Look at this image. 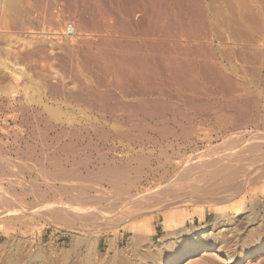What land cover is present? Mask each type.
Segmentation results:
<instances>
[{"label":"rangeland","instance_id":"rangeland-1","mask_svg":"<svg viewBox=\"0 0 264 264\" xmlns=\"http://www.w3.org/2000/svg\"><path fill=\"white\" fill-rule=\"evenodd\" d=\"M4 1L5 0H0V8L2 5V8L0 9V167L2 168L0 174L5 176V178L3 176L0 177V210L2 209L0 213H3V215L0 214V216H2L0 217V264H5V262L6 264H20L21 257L23 259L21 260L22 264H86V254L88 252H93L94 257H96L94 264H164L163 262L167 257L165 253L161 252L157 257L147 258L143 250L146 248H152L153 250V248L158 246L163 240L175 241L176 244H189V237L199 236V234H202L203 232H216L222 235L225 239L229 238L228 241L231 246L229 247V250L233 249L234 252H237V255L253 251L264 245V160L259 163H253L254 165L250 163L245 164V168H249L250 170L259 167L248 177L245 169L246 172H240L238 175L239 177L231 181L232 184H230V182H226L225 185L223 184L222 189L227 185L225 187L226 191L221 189L223 192L221 191L214 196L219 197L224 194V196L227 197L223 198L225 201L222 199L221 201L212 199L214 201L213 203L212 200L206 201L204 199L205 201H201L194 196L189 197L191 201L189 198L181 201V199H184L181 196V199H170V197H167L166 201L164 200L161 202L158 198L155 202H149V204L148 202L145 204L143 201L144 203L141 202L139 206L134 208L132 207L134 205H132V203L131 205H129L130 203L123 205L120 204L118 208H115L116 213L99 217L101 213L104 214L103 212H97L99 211V208H104L107 206V203L113 201L117 196L115 194L117 191H115V188L112 189L113 187L108 186L106 181L95 180L91 182V185L89 184L91 188L90 194L97 196V194L100 193L102 196L101 200L103 201L100 206H96L98 209H96L95 205H90L89 207V205L84 204V208L88 211L91 210L92 214H81V218L80 215L76 216L70 211L71 216L70 214L69 216L71 218H69L67 215L68 210L66 209L67 211H64H66L65 215L67 217L65 216L61 221V218L58 217V220L57 217L55 218L50 215L51 212L47 207L42 208V206L41 209L38 207L39 200L44 202L43 205L46 201L51 203L63 200L71 206H76L78 200H80L79 198L82 200L84 197L82 195L86 194V191H83V186L86 182L84 183V180L81 178L85 177L88 172L91 175H97V172L100 170L99 168L102 167H104L103 169L105 170H113L114 167H116V169H120L121 167L127 169L128 167L129 169L133 168V171L137 168H142L143 170H141L143 172L141 179L131 190L132 192L129 191L130 194L133 193V195H136V193L138 194L139 192L138 195L140 197L147 196L149 192L156 193L161 186H164L163 189L167 190V185L168 187H171L174 184L173 182H175L171 179L173 174L185 169L186 166L183 167L182 164L188 165L186 169H192V173L197 171L201 163L198 160L197 162L195 161V156L197 158L200 155H209L210 157L213 156V154L214 156L224 154L228 152L227 147L229 146L227 145L233 141H237V139L243 137L242 135L244 134L245 139H249V137L251 138L253 136L256 137L257 135L260 137L259 133H262L261 137L264 138V32L254 34L253 31L248 30L247 32L244 28L243 30L242 28H239L242 30L241 32L237 29L238 27H231V24L229 23V16H231V13H229L230 9L226 0L217 1L220 2L219 6L222 4L221 8L225 10H223V12L226 14L225 16L227 18H224V15L220 14L222 10L220 11V8H218L217 1H215L217 4L214 5L212 4L214 0H206L209 2V15L207 12V17L209 16L210 19L212 17V21H215V23L213 22L215 25L217 22L221 25L217 23L218 27L216 25V30L208 32L207 34L201 33V37L199 36L200 39L198 37L179 34L175 30H169V32L168 29L165 28V24L166 26H171L173 24L172 22H175L173 19H171L172 24H169L170 21L167 19L166 22L164 21V25V22L161 21L162 23H160L157 20L156 22L153 21L151 23L150 21L152 19L150 13H148L151 10V6H148V3L150 4L148 0L146 2H144L145 0H142V2L140 0H133V4L136 6H134L133 12L129 14H127V11L130 6L129 3L132 2L131 0L129 3H127V0H106L107 2H105V0H18L19 3L12 4L13 7L7 5L9 3L8 1H5L6 7L8 6L7 8L5 7ZM18 1L16 0V2ZM95 2H97V5ZM140 3L141 6H139ZM145 4L147 5L146 8ZM260 5H262V7ZM263 6L264 2L253 4L254 8H252L251 11L254 13V17H256L254 19L255 23L258 22L257 24H260L262 22L260 25L264 28V19H262L264 18L262 17L264 14L261 12L264 10ZM13 8H15L16 12ZM147 8L150 9L147 10ZM3 9H6V11L10 9L7 12L11 15ZM217 9L219 10L220 15L216 12ZM254 11L259 14L256 15ZM132 13L135 14L133 15ZM130 14L131 16L129 17ZM220 19L224 21L227 20L228 23ZM154 23L157 24V29H159V26H164V30L161 31V28V30L159 29V31H157L156 27L154 28ZM69 24H72L75 29V34L73 35L66 34V28ZM236 30L239 32H235ZM246 33L249 35L247 36ZM202 35H205V37ZM218 35L221 36L218 37ZM251 39L253 40L251 41ZM195 45L196 48L194 47ZM151 47L154 48L152 49ZM202 47L205 48L203 49ZM180 48L182 49L180 50ZM252 48L253 50L250 51ZM122 49H124V52ZM254 50L256 51L254 52ZM206 51H208V53H206ZM122 52L125 55L128 52L124 63L123 61H120L125 58V55H123L124 57H122L121 60L119 57L122 56ZM226 52H229L227 54L228 56L226 55ZM254 53L256 55H254ZM128 56L130 58H128ZM208 56H212L213 59ZM173 57L176 58L174 59ZM165 58H168V60ZM172 59L177 62L179 61L177 67L174 66L176 65V61L174 62V60L173 64L170 65ZM127 60H129L128 62L133 63L130 64ZM181 60H183V62ZM211 61H214V63ZM135 62H137V65ZM181 62L184 68L182 66V68L180 67ZM202 62V70L197 69L196 65H201ZM206 62H208V64ZM211 63L222 69L224 74H232L238 83H241L240 85L248 87L250 91L252 90V92H250L251 95H248L251 102L246 100L248 98L245 94H242L243 97L238 93H235V95L224 94V96L220 93V83L215 84V82L209 84L210 89L207 90H211V92L206 91L197 93V95L193 92L190 94V92H188L189 90H185V87L187 88L189 83H186L183 79L187 78V74L189 76V72H197V76L202 74V78H200L194 73L195 78L198 81L204 80V76L212 77L216 74H214L212 69H209L210 67L208 68L209 64V66L212 65ZM168 65L171 67H168ZM132 67H135L136 69H133ZM178 67L181 69L180 71L178 70L179 72L177 74L174 71H176ZM124 68L126 70H124ZM204 68L207 73L204 72ZM132 70L136 72L133 71V74H131ZM172 72L176 73L175 75L177 76L172 75ZM135 75L140 76L136 77ZM170 75L173 77L170 78ZM179 78H182V80H179ZM183 83H186L187 85ZM196 83L194 82V84ZM53 84H55L56 87L55 85L53 86ZM175 84L182 86L178 89L179 85L177 87ZM247 84H249V86ZM189 85L193 86L191 83ZM91 87L92 90L95 88V91H90ZM156 87H159V90H157ZM52 88L54 90H51ZM176 88L179 91L183 88V93L179 92ZM86 89H88V91H86ZM165 90L169 92L164 94ZM60 91L63 93L61 92V94ZM77 91L78 93L81 92V94H78ZM89 91L92 94H89ZM160 91L163 94L160 93ZM185 91L187 92L185 93ZM75 92L79 96L88 94L87 96L79 97L78 99V95ZM141 92H144L145 94ZM66 93L70 94L72 97L70 95H65ZM96 93L97 95H95ZM101 93L102 95L100 96L99 94ZM103 94H106L107 96H104ZM229 97L231 99H229ZM82 98H86V101H83ZM157 99L159 101H157ZM143 100L145 102H143ZM231 101H233V103ZM231 103L232 105L234 103L236 105L234 104L231 108L229 107ZM241 104L247 109H237ZM112 105H115L116 107ZM103 106L104 109H102ZM243 106H239L238 108ZM140 107L142 108L141 110ZM113 108L116 109L114 110ZM48 109L49 111L51 110L50 112L52 113H50ZM144 110L150 111L147 112ZM55 112L57 113L55 114ZM53 114H55V116ZM166 118H168V120ZM115 125L120 128H117ZM137 125H139V129L136 127ZM82 128L84 131L81 130ZM109 128L113 131L114 128L116 130L118 129L117 131H121L122 133L121 136H111L107 132L110 130ZM153 128H158L159 130H154ZM253 131H256L257 133H253ZM236 132L240 134L237 135ZM226 141H230V143L227 144ZM65 149L66 151H64ZM69 149L72 151L70 150V152ZM221 149H224L225 152H222L223 150ZM218 152H220V154H218ZM148 155L149 158H146ZM9 158H13L12 161ZM1 159H3V161ZM140 161L144 163L147 161V164H142ZM193 161L195 163H193ZM55 162H61L63 164L67 163L66 167L69 170H79L78 172H80L81 175L80 180L83 181L78 180L79 177L76 176L71 177V179H62V177L59 176L61 180L58 179V181H56L58 176H56L57 178L55 175L52 176L47 168L44 170L45 167H49L50 164L52 165ZM186 163H192V166ZM27 164H30V166L34 165V169L36 168L37 170L31 169L32 167L30 166L28 169ZM11 165L14 166L12 167ZM17 165L21 167L19 168ZM22 165H25V167H22ZM37 165L39 167H37ZM193 165L195 167H193ZM18 168L19 171H16ZM132 170H130V172ZM259 170L262 171V174ZM21 171L24 172L22 173ZM241 173L244 174L241 176ZM254 173H256L258 177L261 176L255 178L256 175ZM46 174L50 177L45 176ZM159 176H161V178ZM243 176H245V179H243ZM165 177L168 179L170 177L171 181H168ZM177 177L180 178V175ZM166 179L168 184L163 185V182H165ZM12 180H14V182ZM52 180L54 181V184ZM252 180L253 182H251ZM82 182L83 185L81 186ZM234 182H236L237 185ZM37 183L40 187L37 186ZM48 183H51L53 186L56 185L55 189H52L53 191L48 189L52 194L50 193V195L47 196V193L45 192V199L42 196L41 199L38 198L35 200L34 197L36 196L33 195L32 191L34 184V187L44 189L42 191H45V186ZM93 183L95 185H93ZM97 183L100 185L98 186ZM227 183H229L230 186H237L236 191L232 192L233 187H230ZM71 184L74 187L71 186ZM101 185H103V187ZM91 186L94 187L93 190ZM7 187H10V189ZM241 188L242 190H240ZM163 189L161 188V190ZM63 190L66 196L64 195V192L63 194L61 193ZM97 190H100V192ZM102 190L104 191L101 192ZM110 190L111 192H109ZM5 193L7 195H5ZM76 196L79 197L76 198ZM66 197H69L71 200ZM97 197H99V195ZM4 200H8L11 204L8 202L6 204ZM70 201H73L74 205ZM170 201L174 202L171 203ZM192 201L195 203H192ZM197 201L201 203H198ZM185 202L187 203L184 204ZM25 203L27 204L25 205ZM34 203H37V206H34ZM164 203L166 204L164 205ZM177 204H179V206ZM145 206L148 208H145ZM13 207L15 209L19 208V210L17 209V211L14 212L15 209ZM32 208L35 209L32 210ZM131 208L133 210H130ZM138 208L140 211L137 210ZM11 209L13 210L12 212ZM20 209H23L22 213ZM39 209L41 212L42 210H48V214L46 211L38 214L40 212ZM95 209L96 211H94ZM145 209L147 210L144 211ZM5 211H7V213H5ZM26 211H28V213ZM129 211H132V215L130 216L129 214L131 213ZM14 213L17 214L15 215ZM169 213L180 214L182 217L181 222L162 224L163 226L166 225V230L161 234L156 237L145 236V230L147 227L149 228L150 224L158 222V219L163 220L165 215ZM204 213H209L205 220L201 217ZM12 214L14 216H11ZM24 214L27 216H24ZM96 214L97 216H94ZM8 215H10L11 218ZM72 215L77 219H72ZM194 215H196V217H201V219L193 221ZM66 218L67 221L70 220V222L68 221V224H66ZM72 223H74L75 226ZM111 223L115 225H111ZM132 224L137 225L139 228L141 226V229L138 231L140 233L138 234L141 235L139 243L135 246L136 239L134 238L133 240V238H129L128 243L118 244L117 239L120 236V231ZM72 225L73 227H71ZM89 239L93 241L94 246L92 245L91 248L89 246V250H87L86 242H88ZM111 244H113V247H111ZM213 252V250H210L208 254L202 255L200 253L198 255L188 256L184 259L185 261L183 264H205L206 261L208 264H223L224 262L222 260L224 259V256H215L213 255ZM12 255L16 256L12 257ZM81 255L84 258H82ZM17 256H21L20 259ZM210 257L212 258L210 259ZM88 259L90 260V258ZM213 260L217 262H214ZM202 261H204V263ZM240 264H264V252L253 256L249 258V260L243 261Z\"/></svg>","mask_w":264,"mask_h":264},{"label":"bare ground","instance_id":"bare-ground-1","mask_svg":"<svg viewBox=\"0 0 264 264\" xmlns=\"http://www.w3.org/2000/svg\"><path fill=\"white\" fill-rule=\"evenodd\" d=\"M3 1V0H2ZM6 2L8 1V3L9 4H7V5H11V7H13V5L14 4H18L19 3V1L18 2H16V0H5ZM4 1V2H5ZM14 1H15V3H14ZM98 1V0H97ZM100 1V0H99ZM101 1H103V0H101ZM124 1H126V0H124ZM128 2L127 3H129V1L130 0H127ZM132 1V2H131ZM130 2L132 3H129L130 4V6L128 7V11H127V14H129V13H131V12H133V10H134V6H136V5H134L133 4V0H131ZM137 1V0H136ZM139 1V0H138ZM141 2H142V0H140ZM147 0H145L144 2H146ZM215 1H217V0H214V2ZM218 1H220V0H218ZM217 1V2H218ZM6 2L4 3L5 4V7H6ZM93 2V1H92ZM105 2H107L106 0H105ZM135 2V1H134ZM143 2V3H144ZM148 2H150V4L148 3ZM148 6L150 7L151 6V10L148 12V13H150V16H151V23L153 22V21H155L156 22V20L157 21H159L160 23H162V22H166L167 20H169L170 21V23L169 24H172L171 26H166V24H165V22L163 23V25L165 24V28H167L168 29V31L169 30H175L177 33H179V34H182V35H189V36H191V37H198L199 38V36L201 37V33H208V32H212V31H214V30H216L217 28H216V25H217V27H218V24L216 23V25L214 24L215 23V21H212L213 19H212V17H211V19L209 18V16L207 17V15H206V13L208 12V10H209V5H208V3L209 2H207L206 0H148ZM212 2V4H217V2ZM222 2V1H221ZM225 2V1H224ZM262 2H264V0H226V3H227V5H228V7H229V13H231L230 15L231 16H229L230 17V21H229V23L231 24V27L232 26H235V27H238L237 29L238 30H240L239 28H242V30H243V28L244 29H246L247 30V32H248V30L249 31H253L254 32V34L256 33H263L264 32V28L260 25V24H262V22L260 23V24H257L258 22H256L255 23V21H254V19L256 18V17H254V13L251 11L252 10V8H254L253 7V4H257V3H262ZM99 3V2H98ZM102 3V2H101ZM126 3V2H125ZM138 3V2H137ZM136 3V4H137ZM142 3V4H143ZM219 3L220 2H218V6H219ZM2 4H3V2H2ZM13 4V5H12ZM95 4L97 5V2H95ZM100 5V4H99ZM211 5V4H210ZM222 5V4H221ZM221 5L218 7V8H220V11L222 10V12H223V10L224 9H222L221 8ZM263 5V4H262ZM262 5H260L261 7H262ZM18 6V5H17ZM138 6V5H137ZM139 6H141V3H140V5ZM143 6V5H142ZM146 4H145V8H146ZM8 7V6H7ZM6 7V8H7ZM99 7H101V6H99ZM225 7V6H224ZM264 7V6H263ZM1 8H2V5H1ZM0 8V9H1ZM137 8V7H136ZM214 8V7H213ZM14 10H15V8H13ZM99 9H102V8H99ZM140 9H141V7H140ZM150 9V8H149ZM148 8H147V10H149ZM262 9V8H261ZM4 10V9H3ZM8 10H10V9H8ZM7 10V11H8ZM211 10H212V8H211ZM214 10H216V9H214ZM227 10H228V8H227ZM260 10V9H259ZM263 10V9H262ZM4 11H6V9L4 10ZM6 11V12H7ZM103 11V10H102ZM225 11V10H224ZM6 12H5V14H6ZM15 12H16V10H15ZM211 12V11H210ZM216 12H218V14H219V10L217 9V11ZM220 13V14H223L224 15V18H227L225 15L226 14H224V12L223 13ZM255 12V11H254ZM256 12H257V9H256ZM255 12V14L256 15H258L257 13ZM261 12H263V14H264V10L263 11H261ZM7 13H9V12H7ZM19 13V12H18ZM136 13V12H135ZM134 13V14H135ZM215 13V12H214ZM4 14V13H3ZM10 14V13H9ZM133 14V13H132ZM133 14V15H134ZM219 14V15H220ZM228 14V13H227ZM11 15V14H10ZM146 15V14H145ZM208 15H209V12H208ZM216 15V14H215ZM255 15V16H256ZM127 16V15H126ZM131 16V14L129 15V17ZM260 16V15H259ZM258 16V17H259ZM14 17H15V15H14ZM18 17V16H17ZM261 17V16H260ZM259 17V18H260ZM262 17H264V16H262ZM147 18V17H146ZM216 18V17H215ZM223 18V19H224ZM167 19V20H166ZM171 19H173L175 22H172L171 23ZM217 19V18H216ZM262 19H264V18H262ZM172 20V21H173ZM220 20H222V19H220ZM162 21V22H161ZM219 21V20H218ZM222 21H224V20H222ZM257 21H259V20H257ZM261 21V20H260ZM263 21V20H262ZM7 22V21H6ZM122 22H124V21H122ZM214 22V23H213ZM221 22V21H220ZM224 22H226V23H228L227 22V20H225ZM223 22V23H224ZM73 24H74V22H73ZM109 24V23H108ZM107 24V25H108ZM126 24V23H125ZM124 24V25H125ZM111 25V24H110ZM127 25V24H126ZM153 25H155L154 26V28L156 27V30L157 31H159V29L161 30V28H162V30L161 31H163L164 29H163V27L164 26H162V27H160L159 26V24H158V26H159V29H157L158 27H157V24L156 23H154ZM219 25H221V24H219ZM226 25V24H225ZM229 25V24H228ZM113 27V26H112ZM125 27V26H124ZM227 27H229V26H227ZM226 27V28H227ZM109 28V27H108ZM126 28V27H125ZM124 28V29H125ZM128 28V27H127ZM130 28V27H129ZM115 29H116V27H115ZM166 29V30H167ZM228 29V28H227ZM235 29V28H234ZM148 30V29H147ZM155 30V29H154ZM238 30H236L235 32H237ZM242 30H240L241 32H242ZM149 31V30H148ZM218 31V30H217ZM170 32V31H169ZM239 32V31H238ZM240 32V33H241ZM244 32H245V30H244ZM243 32V33H244ZM253 32H251V33H253ZM147 33V32H146ZM161 33V32H160ZM168 33V32H167ZM216 33V32H215ZM222 33V32H221ZM233 33V32H232ZM250 33V32H249ZM145 34V33H144ZM148 34V33H147ZM155 34V33H154ZM162 34V33H161ZM171 34H172V31H171ZM174 34V33H173ZM219 34V33H218ZM224 34V33H223ZM235 34V33H234ZM233 34V35H234ZM149 35V34H148ZM158 35V34H157ZM165 35H167V34H165ZM216 35H217V33H216ZM236 35V34H235ZM243 35V34H242ZM246 35H247V33H246ZM249 35V34H248ZM247 35V36H248ZM262 35V34H261ZM168 36V35H167ZM173 36V35H172ZM202 36H204L205 37V35H202ZM207 36V35H206ZM209 36H210V33H209ZM221 36V35H220ZM219 35H218V37H220ZM72 37V36H71ZM203 37V38H204ZM246 37V36H245ZM244 37V38H245ZM256 37V36H255ZM190 38V37H189ZM236 38V37H235ZM252 38V37H251ZM188 39V38H187ZM200 39V38H199ZM205 39V38H204ZM215 39H216V36H215ZM218 39H220V38H218ZM221 39H222V37H221ZM247 39V38H246ZM245 39V40H246ZM257 39V38H256ZM148 40V39H147ZM223 41H224V39H222ZM238 40V39H237ZM243 40V39H242ZM253 39H251V41H252ZM146 41V40H145ZM247 41V40H246ZM261 41V40H260ZM169 42V41H168ZM189 42V41H188ZM205 42V41H204ZM149 43V42H148ZM160 43V42H159ZM163 43H164V41H163ZM147 44V43H146ZM151 44V43H150ZM149 44V45H150ZM161 44H162V42H161ZM168 44V43H167ZM194 44V43H193ZM208 44V43H207ZM152 45V44H151ZM156 45V44H155ZM165 45V44H164ZM204 45V44H203ZM209 45V44H208ZM224 45V44H223ZM153 46V45H152ZM163 46V45H162ZM205 46V45H204ZM212 46V45H211ZM222 46V45H221ZM256 46V45H255ZM123 47V46H122ZM147 47V46H146ZM165 47V46H164ZM169 47V46H168ZM173 47H174V45H173ZM178 47V46H177ZM177 47H176V50H177ZM195 48H196V45L194 46ZM208 47V46H207ZM206 47V48H207ZM123 48H125V47H123ZM128 48V47H127ZM152 48V47H151ZM150 48V49H151ZM154 48V47H153ZM152 48V49H153ZM183 48V47H182ZM182 48H180V50L182 49ZM192 48V47H191ZM203 48V47H202ZM205 48V47H204ZM203 48V49H204ZM212 48H213V46H212ZM251 48V47H250ZM126 49V48H125ZM151 49V50H152ZM223 49V48H222ZM226 49V48H225ZM224 49V50H225ZM261 49V48H260ZM124 49H122V51H123ZM130 50H131V48H130ZM196 50V49H195ZM198 50V49H197ZM199 50H200V48H199ZM209 50V49H208ZM218 50V49H217ZM224 50H223V52H224ZM253 50V48L250 50V51H252ZM156 51V50H155ZM170 51V50H169ZM184 51V50H183ZM188 51V50H187ZM203 51H205V50H203ZM212 51H214V50H212ZM256 50H254V52H255ZM124 52V51H123ZM122 52V56H119L120 57V60H121V58L122 57H124L123 55H125L124 53ZM163 52V51H162ZM171 52V51H170ZM174 52H175V50H174ZM197 52H199V51H197ZM240 52V51H239ZM258 52V51H257ZM257 52H256V54H257ZM128 53V52H127ZM127 53H126V55H127ZM206 53H208V51H206ZM212 53V52H211ZM229 52H226V55L228 54ZM246 53V52H245ZM248 53V52H247ZM185 54V53H184ZM190 54V53H189ZM220 54V53H219ZM255 53H254V55H256ZM260 54V53H259ZM121 55V54H120ZM126 55H125V58L123 59V60H121L120 62H122L123 61V63H124V60L126 59ZM208 55V54H207ZM206 55V56H207ZM212 55V54H211ZM249 55V54H248ZM135 56V55H134ZM144 56V55H143ZM200 56H201V54H200ZM228 56V55H227ZM231 56V55H230ZM230 56H229V58H230ZM258 56V55H257ZM139 57V56H138ZM209 57V56H208ZM256 57V56H255ZM128 58H130L129 56H128ZM135 58V57H134ZM170 58V57H169ZM172 58V57H171ZM174 58V57H173ZM176 58V57H175ZM174 58V59H175ZM179 58V57H178ZM206 58V57H205ZM209 58H212V56H210ZM251 58V57H250ZM139 59V58H138ZM142 59V58H141ZM166 59V58H165ZM174 59H172V63H170V65L171 64H173V60ZM180 59V58H179ZM179 59H177V60H179ZM213 59V58H212ZM249 59V58H248ZM252 59V58H251ZM131 60V59H130ZM166 60H168V58L166 59ZM165 60V61H166ZM170 60V59H169ZM258 60V59H257ZM119 61V60H118ZM129 60H127V62H128ZM138 61V60H137ZM145 61V60H144ZM176 60H174V62H175ZM182 62H183V60H181ZM207 61V60H206ZM254 61V60H253ZM156 62H158V61H156ZM182 62L180 63L181 65H180V67L182 66L183 67V65H182ZM205 62V61H204ZM211 62H213L214 63V61H211ZM255 62H256V60H255ZM259 62V61H258ZM128 63H133V62H128ZM136 63V65H137V62H135ZM139 63V62H138ZM144 63V62H143ZM168 63V64H169ZM177 63H179V61L177 62L176 61V65H174V66H176L177 67ZM198 63V62H197ZM207 64H208V62H206ZM210 63V62H209ZM216 63V62H215ZM126 64V63H125ZM159 64V63H158ZM190 64V63H189ZM202 64H203V62L201 63V65H199V64H197L196 65V67H197V69H199V70H202L201 69V67H203L202 66ZM212 64V63H211ZM219 64V63H218ZM133 65V64H132ZM131 65V66H132ZM145 65H146V62H145ZM144 65V66H145ZM170 65H168V67L170 66ZM184 65H185V62H184ZM187 65V64H186ZM205 65V64H204ZM210 65V64H209ZM208 65V68L209 69H212V71L214 72V76H212V77H206V76H204L203 77V79L204 80H201V81H198L196 78H195V75H194V73H196V76L198 75V73L197 72H194V73H192V72H189V70H188V72H189V76H188V74H187V78H185V79H183V80H185V82L186 83H191V85H193L194 84V82L197 84H194L193 86H190L189 84L187 85L186 83H183V84H186L188 87L186 88L185 87V90H189L188 92H190V94H191V92H193V93H202V92H206V91H208L207 89H210V87H209V84L210 83H214L215 82V84L216 83H220V93H222L223 95L225 94H227V95H229V94H233V95H235V93H238V94H245V95H247L246 97L248 98V95H251V93L250 92H252V90L250 91V89L248 88V87H246V86H242V85H240L241 83H238V81L236 80V78H234V76H232V74L231 75H227V74H224L223 72H222V69H220L219 67H217L216 65H214V64H212V65H214V66H209ZM128 66H130V65H128ZM141 66V65H140ZM190 66V65H189ZM194 66H195V64H194ZM124 67V66H123ZM158 67V66H157ZM161 67H162V69H163V66H162V64H161ZM160 67V68H161ZM171 67V66H170ZM173 67V66H172ZM181 67V68H182ZM253 67V66H252ZM133 68V67H132ZM135 68V67H134ZM133 68V69H134ZM140 68H142V67H140ZM146 68V67H145ZM180 68V69H181ZM184 68V67H183ZM189 68V67H188ZM206 68V67H205ZM204 68V69H205ZM207 68V69H208ZM121 69V68H120ZM130 69V68H129ZM136 69V68H135ZM169 69V68H168ZM177 69V68H176ZM180 69H179V67H178V69L176 70V71H174V72H176L177 74H178V72L180 71ZM185 69H187V68H185ZM191 69V68H190ZM250 69V68H249ZM254 69V68H253ZM124 70H126L125 68H124ZM124 70H123V72H124ZM147 70H148V67H147ZM152 70V69H151ZM175 70V69H174ZM179 70V71H178ZM193 70V69H192ZM133 71L134 70H132V72H131V74H133ZM165 71V70H164ZM163 71V72H164ZM181 71H185V70H181ZM191 71V70H190ZM82 72V71H81ZM134 72H136V71H134ZM150 72H152V71H150ZM155 72V71H154ZM174 72H172L173 74L172 75H175L176 73H174ZM187 72V71H186ZM201 72V71H200ZM204 72H206V69H205V71ZM209 72V71H208ZM255 72H256V70H255ZM141 73V72H140ZM139 73V74H140ZM143 73V72H142ZM207 73V72H206ZM258 73V72H257ZM130 75V74H129ZM137 75V74H136ZM135 75V76H136ZM143 75H144V73H143ZM158 75V74H157ZM182 75V74H181ZM184 75V74H183ZM209 75V74H208ZM257 75V74H256ZM140 76V75H139ZM139 76H136V77H139ZM146 76V75H145ZM164 76V75H163ZM175 76H177V75H175ZM174 76V77H175ZM255 76V75H254ZM259 76V75H258ZM130 77V76H129ZM133 77H134V75H133ZM153 77V76H152ZM151 77V78H152ZM170 78L171 77H173V76H169ZM179 77V76H178ZM197 77H200V78H202V74H200L199 76H197ZM165 78V77H164ZM134 79V78H133ZM145 79V78H144ZM148 79H149V77H148ZM175 79V78H174ZM182 80V78H179V80ZM173 80V79H172ZM171 80V81H172ZM141 81H142V79H141ZM175 81H176V79H175ZM192 81H194V82H192ZM118 82H120V81H118ZM134 82H136V81H134ZM143 82V81H142ZM141 82V83H142ZM184 82V81H183ZM88 83V82H87ZM122 83V82H121ZM140 83V82H139ZM179 83H181V82H179ZM120 84V83H119ZM124 84H125V82H124ZM200 84V85H199ZM245 84V83H244ZM254 84V83H253ZM55 84H53V86H54ZM58 85V84H57ZM138 85V84H137ZM142 85V84H141ZM174 85V84H173ZM179 85V84H178ZM178 85H176L175 84V86H177L178 87ZM248 86H249V84H247ZM52 86V85H51ZM50 86V87H51ZM121 86H122V84H121ZM140 86V85H139ZM170 86V85H169ZM180 86H182V85H179V87H178V89L180 88ZM215 86V85H214ZM217 86V85H216ZM55 87H56V85H55ZM58 87V86H57ZM61 87V86H60ZM59 87V88H60ZM88 87V86H87ZM90 87V86H89ZM120 87V86H119ZM212 87V86H211ZM54 88V87H53ZM51 89V90H54V89ZM144 88V87H143ZM155 88V87H154ZM157 88V90H159L158 88L159 87H156ZM184 88V87H183ZM183 88H181V91H179L177 88V90L179 91V92H182L183 90ZM214 88H216V87H214ZM61 89V88H60ZM88 89H90V88H88ZM88 89H86V91H88ZM152 89V88H151ZM212 89H213V87H212ZM92 90V87H91V89H90V91ZM162 90V89H161ZM169 90V89H168ZM63 91V90H62ZM62 91H60V93L62 92ZM89 91V92H90ZM92 91H95V88L92 90ZM147 91V90H146ZM162 91H164V90H162ZM210 92H211V90H209ZM208 91V92H209ZM214 91V90H213ZM215 91H216V89H215ZM214 91V92H215ZM53 92V91H52ZM57 92V91H56ZM58 92H59V90H58ZM74 92V91H73ZM83 92H85V91H83ZM82 92V93H83ZM97 92V91H96ZM100 92V91H99ZM98 92V93H99ZM145 92V91H144ZM144 92H141V93H144ZM166 92H169V91H166L165 90V92H164V94L166 93ZM187 91H185V93H186ZM218 92V91H217ZM253 92H254V90H253ZM63 93V92H62ZM61 93V94H62ZM71 93V92H70ZM76 93V92H75ZM77 93H78V91H77ZM76 93V94H77ZM80 94H81V92H79ZM78 93V94H79ZM160 93H162L161 91H160ZM183 93V92H182ZM184 93V94H185ZM73 94V93H72ZM75 94V95H76ZM77 94V95H78ZM88 94V93H87ZM87 94L86 95H84V96H87ZM89 94H92L91 92L89 93ZM145 94V93H144ZM163 94V93H162ZM210 94V93H209ZM65 95H70V94H65ZM94 95V94H93ZM95 95H97V93L95 94ZM100 96L102 95V93L101 94H99ZM104 95V94H103ZM106 95V94H105ZM104 95V96H105ZM168 95H169V93H168ZM181 95V94H180ZM198 95V94H197ZM224 95V96H225ZM71 96V95H70ZM84 96H79L78 95V99H79V97L81 98V97H84ZM103 96V97H104ZM107 96V95H106ZM232 96V95H231ZM238 96H240V95H238ZM72 97V96H71ZM111 97V96H110ZM241 97H243V95L241 96ZM246 97H245V99H246ZM250 97V96H249ZM255 97V96H254ZM91 98V97H90ZM188 98V97H187ZM190 98V97H189ZM198 98V97H197ZM238 98V97H237ZM74 99V98H73ZM83 99V98H82ZM104 99V98H103ZM102 99V100H103ZM112 99V98H111ZM229 99H231L230 97H229ZM241 99V98H240ZM250 98H248V99H246L247 101L249 100ZM86 101V98H84L83 99V101ZM89 100V99H88ZM93 100H95V99H93ZM153 100V99H152ZM225 100V99H224ZM233 100V99H232ZM252 100V99H251ZM92 101V100H91ZM157 101H159L158 99H157ZM246 101V102H247ZM250 101V100H249ZM94 102V101H93ZM98 102V101H97ZM143 102H145L144 100H143ZM156 102V101H155ZM212 102V101H211ZM232 103H233V101H231ZM235 102V101H234ZM238 102V101H237ZM251 102V101H250ZM258 102V101H257ZM87 103V102H86ZM89 103V102H88ZM101 103V102H100ZM99 103V104H100ZM121 103V102H120ZM119 103V104H120ZM186 103H187V101H186ZM219 103V102H218ZM232 103H231V105H229V107H233V105L235 104H233L232 105ZM46 104V103H45ZM96 104H98V103H96ZM130 104H132V103H130ZM129 104V105H130ZM145 104V103H144ZM167 104V103H166ZM210 104V103H209ZM222 104V103H221ZM226 104H228V103H226ZM102 105V104H101ZM133 105V104H132ZM131 105V106H132ZM136 105V104H135ZM137 105H138V103H137ZM149 105V104H148ZM165 105V104H164ZM173 105V104H172ZM177 105V104H176ZM200 105V104H199ZM203 105H204V103H203ZM236 105V104H235ZM238 105V104H237ZM244 105H246V104H244ZM249 105V104H248ZM252 105V104H251ZM262 105V104H261ZM48 106V105H47ZM112 106H114V107H116L115 105H112ZM125 106V105H124ZM167 106H169V105H167ZM239 106H243L242 104L241 105H239ZM238 106V107H239ZM250 106V105H249ZM249 106H247V107H249ZM253 106V105H252ZM259 106V105H258ZM119 107V106H118ZM117 107V108H118ZM142 107V106H141ZM140 107V110L142 109ZM173 107V106H172ZM180 107V106H179ZM237 107V109H241V110H243L242 108H246L245 106H243V107H240V108H238ZM48 108H49V106H48ZM97 108V107H96ZM100 108V107H99ZM102 108V107H101ZM135 108V107H134ZM137 108V107H136ZM150 108V107H149ZM156 108V107H155ZM194 108V107H193ZM206 108V107H205ZM236 108V107H235ZM251 108V107H250ZM259 108V107H258ZM102 109H104V106H103V108ZM114 109V108H113ZM116 109V108H115ZM114 109V110H115ZM119 109V108H118ZM117 109V110H118ZM126 109V108H125ZM131 109H132V107H131ZM144 109V108H143ZM174 109V108H173ZM177 109H179V108H177ZM199 109V108H198ZM207 109V108H206ZM247 109V108H246ZM245 109V110H246ZM249 109V108H248ZM134 110V109H133ZM139 110V109H138ZM138 110H136V111H138ZM154 110V109H153ZM168 110V109H167ZM201 110H202V108H201ZM203 110H205V109H203ZM257 110V109H256ZM48 111H49V109H48ZM51 111V110H50ZM49 111V112H50ZM56 111H58V110H56ZM62 111V110H61ZM128 111V110H127ZM127 111H124V112H127ZM135 111V112H136ZM144 111H147V110H144ZM150 111V110H149ZM149 111H147V112H149ZM155 111V110H154ZM171 111V110H170ZM180 111V110H179ZM28 112V111H27ZM131 112V111H130ZM140 112V111H139ZM183 112V111H182ZM185 112V111H184ZM213 112H215V111H213ZM222 112V111H221ZM50 113H52V112H50ZM57 112H55V114H56ZM62 113H63V111H62ZM61 113V114H62ZM134 113V112H133ZM137 113V112H136ZM144 113V112H143ZM146 113V112H145ZM173 113V112H172ZM246 113V112H245ZM244 113V114H245ZM258 113V112H257ZM256 113V114H257ZM55 114H53L54 116H55ZM64 114V113H63ZM148 114V113H147ZM209 114V113H208ZM211 114V113H210ZM216 114H217V112H216ZM221 114V113H220ZM52 115V114H51ZM159 115V114H158ZM166 115V114H165ZM173 115V114H172ZM212 115V114H211ZM223 115V114H222ZM246 115H248V114H246ZM149 116H150V114H149ZM161 116V115H160ZM159 116V117H160ZM209 116V115H208ZM228 116V115H227ZM258 116V115H257ZM183 117H185V116H183ZM220 117V116H219ZM222 117H224V116H222ZM226 117V116H225ZM245 117V116H244ZM251 117V116H250ZM259 117V116H258ZM187 118V117H186ZM34 119H35V117H34ZM70 119V118H69ZM167 120H168V118H166ZM176 119V118H175ZM175 119H173V120H175ZM229 119V118H228ZM235 119V118H234ZM256 119V118H255ZM258 119V118H257ZM125 120V119H124ZM170 120V119H169ZM187 120V119H186ZM217 120V119H216ZM231 120V119H230ZM233 120V119H232ZM236 120V119H235ZM69 121V120H68ZM70 121H72V120H70ZM164 122V121H163ZM51 123V122H50ZM70 123V122H69ZM73 123V122H72ZM222 123V122H221ZM238 123V122H237ZM71 125V124H70ZM116 125H119V124H116ZM115 125V126H116ZM222 125V124H221ZM235 125V124H234ZM238 125V124H237ZM52 126V125H51ZM75 126V125H74ZM113 126V125H112ZM127 126V125H126ZM138 126L139 125H137L136 127L138 128ZM73 127V126H72ZM117 127V126H116ZM45 128V127H44ZM95 128H99V127H95ZM101 128V127H100ZM113 128V127H112ZM117 128H120V127H117ZM131 128V127H130ZM68 129V128H67ZM110 129V128H109ZM134 129H135V127H134ZM139 129V128H138ZM147 129H149V128H147ZM154 129V128H153ZM157 130H159L158 128H156ZM156 129H154V130H156ZM161 129V128H160ZM188 129V128H187ZM70 130V129H69ZM82 131H84L83 130V128L81 129ZM96 130V129H95ZM102 130V129H101ZM118 130V129H117ZM115 128H114V131L113 130H109V131H107L111 136H114V137H118V136H121V131L119 132V131H117ZM120 130V129H119ZM145 130V129H144ZM163 130V129H162ZM161 130V131H162ZM251 130V129H250ZM97 131V130H96ZM174 131V130H173ZM79 132V131H78ZM160 132V131H159ZM165 132V131H164ZM256 131H253V133H255ZM62 133V132H61ZM71 133V132H70ZM105 133H106V131H105ZM105 133H103V134H105ZM251 133V132H250ZM257 133V132H256ZM102 134V133H101ZM236 134L237 135H239L237 132H236ZM235 134V135H236ZM242 134H244V133H242ZM241 134V135H242ZM248 134V133H247ZM260 134V137H259V135H257L256 137H249V139H245L244 138V135H242L243 137H238L239 139H237V141H233V142H231L230 143V141L229 142H227V144L228 143H230L229 145H227L226 143V145L227 146H229V147H227L228 148V152H226V153H224V154H220V152H218V154H220L219 156H217V155H215L214 156V154H213V156H210L209 157V155H200L199 157H197L196 158V156H195V161L197 162V160L201 163L200 164V167L197 169V171H195V172H191V170H189V169H186L187 168V166L188 165H183L182 164V166L183 167H185V169H183V170H181V171H179V172H176L175 174H173V176L171 177V179H173L175 182H173L174 184L171 186V187H168V185H167V190H164L163 189V187L164 186H161V188L163 189V190H161V188L159 189V190H157V194L155 193V192H149V194L147 195V194H144V195H147V196H143V197H140L138 194H139V192H138V194L136 193V195H133V193L132 194H130V192L129 191H131L134 187H135V185H136V183L137 182H139V180L141 179V176H142V170L141 169H139V168H137V169H135V171H133L132 169V165H130V166H132V167H130V168H132V169H129L128 167H127V169L126 168H122L121 166V168L120 169H116V167H114V169L113 170H109V169H103L104 167H102V168H99L100 170L97 172V175H91L89 172L87 173V175L85 176V177H80L81 175H80V172H78L76 169H71V170H69L66 166H67V163H65V164H63V163H61V162H55L54 164H50V166L49 167H45V166H47V165H45L44 167H45V169L44 170H46V168H47V170L48 171H50L49 173H51L52 174V176L53 175H55V177L56 176H58V178H57V180L56 181H58V179L59 180H61V178H59V176L60 177H62V179L63 178H70L71 179V177H79V179L78 180H80V178L81 179H83V180H80V181H83L84 183L86 182V184L83 186L84 188H83V191H86V194H84V195H82V192H81V195L82 196H84L83 197V199L81 200V198H79L80 200H78V204H76V206H71L69 203L67 204V202L65 201H55V202H45V206L43 205V201L42 200H39L38 202V207L41 209V207L42 208H45V207H47L48 208V210H50V215H52L53 217H57V219H58V217L59 218H61L60 220L62 221L63 219L62 218H64L66 215H65V213H66V211L68 210V213H67V215L69 216V214H70V216H71V213H70V211H72L73 212V214L74 215H76V216H78V215H80L81 216V214H83V215H85L84 213H91V210L90 211H88V210H86V208H84V204H86V205H89V207H90V205H95V207L96 206H100L101 205V203H102V201L103 200H101V198H102V196H101V194L99 193V194H97V196L99 195V197H97V196H95V195H91L90 194V185H91V182L92 181H95V180H104V181H106L107 182V184H108V186H110V187H113L112 189H114L115 188V191H117V193L115 192V194L117 195L114 199H113V201H110L109 203H107V206H105L104 208H99V211H97V212H103L104 214H102L101 213V215L99 216V217H101V216H103V215H108V214H114V213H116V210H115V208H118V206L120 205V204H126V203H130L129 205H131V203H132V207L134 208V207H137V206H139L140 205V203L141 202H145V204L148 202V204H149V202L150 203H153V202H155L156 201V199H160V201L161 202H163L164 200L166 201L167 200V197H170V199L171 198H179V199H181V196H182V198H184V199H181V201L182 200H187L189 197H192V196H194L195 198H199L198 200H208V201H211L212 199L213 200H218V201H221V199L223 200V201H225V199H223V198H227L226 196H224V194L223 195H220L219 197H216V196H214L215 194H217V193H219V192H221L223 189H224V191H226L225 190V187L227 186H225V187H223V189H222V186H223V184L225 185V183L226 182H230V184H232L231 183V181H233V180H235L237 177H239L238 175H239V173L240 172H246V174H248L247 175V177L251 174V173H253L254 172V170H257V168H259V167H257V168H251L252 170H250L249 168L248 169H246L245 168V164H248V163H250V164H255L256 162L257 163H259L260 161H262V160H264V138L263 137H261V134L262 133H259ZM73 135V134H72ZM162 135V134H161ZM160 135V136H161ZM231 135V134H230ZM233 135V134H232ZM264 135V134H263ZM62 136V135H61ZM128 136V135H127ZM129 136H130V134H129ZM234 136V135H233ZM58 137V136H57ZM65 137V136H64ZM232 137V136H231ZM132 138V137H131ZM236 138V137H235ZM44 139V138H43ZM57 139V138H56ZM59 139V138H58ZM63 139V138H62ZM68 139V138H67ZM66 140V139H65ZM71 140V139H70ZM224 140V139H223ZM236 140V139H235ZM27 141V140H26ZM62 141V140H61ZM60 141V142H61ZM68 142V141H67ZM66 142V143H67ZM62 145V144H61ZM213 145H215V144H213ZM218 145V144H217ZM211 146V145H210ZM61 147V146H60ZM25 148V147H24ZM65 148V147H64ZM76 148V147H75ZM21 149V148H20ZM33 149V148H32ZM72 149V148H71ZM71 149H69V151L71 150ZM22 150V149H21ZM76 150V149H75ZM165 150V149H164ZM211 150V149H210ZM221 150H223L222 152H225V150L224 149H221ZM64 151H66V149L64 150ZM67 151H68V149H67ZM72 151V150H71ZM70 151V152H71ZM12 152V151H11ZM75 152V151H74ZM73 152V153H74ZM197 152V151H196ZM221 152V153H222ZM63 153V152H62ZM212 153V152H211ZM210 153V154H211ZM215 153V152H214ZM206 154V153H205ZM192 155V154H191ZM31 156V155H30ZM139 156V155H138ZM142 156V155H141ZM141 156H140V158H141ZM152 156V155H151ZM22 157V156H21ZM32 157V156H31ZM144 157H145V155H144ZM2 158V157H1ZM30 158V157H29ZM146 158H149V155L146 157ZM145 158V159H146ZM4 159V158H3ZM3 159H1L2 161H3ZM9 159H11V158H9ZM13 159V158H12ZM12 159H11V161H12ZM135 159H136V157H135ZM201 159V160H200ZM139 160V159H138ZM193 160V159H192ZM10 161V160H9ZM8 161V162H9ZM18 161V160H17ZM95 161V160H94ZM143 161H144V158H143ZM147 161H148V159H147ZM146 161V162H147ZM186 161V160H185ZM188 161V160H187ZM1 162V161H0ZM24 162V161H23ZM141 162V161H140ZM144 163V162H141L142 164L144 163V164H147V163ZM4 163V162H3ZM7 163V162H6ZM5 163V164H6ZM11 163H13V162H11ZM15 163V162H14ZM26 163V162H25ZM193 163H195L194 161H193ZM19 164V163H18ZM186 164H190V163H186ZM192 164V163H191ZM190 164V166H192ZM253 164V165H254ZM4 165V164H3ZM36 165V164H35ZM124 165V164H123ZM12 166V165H11ZM14 166V165H13ZM12 166V167H13ZM16 166V165H15ZM18 167H19V165H17ZM27 166H28V169H29V166H30V164L28 165L27 164ZM34 166V165H33ZM32 165L30 166V167H32L31 169H34V167H33ZM125 166V165H124ZM189 166V167H190ZM256 166V165H255ZM21 167V166H20ZM19 167V168H20ZM22 167H25V165H22ZM37 167H39L38 165H37ZM42 167V166H41ZM43 167V168H44ZM110 167V166H109ZM112 167V166H111ZM136 167H137V164H136ZM139 167V166H138ZM179 167V166H178ZM188 167V168H189ZM193 167H195L194 165H193ZM247 167V166H246ZM19 168H18V170H16V171H19ZM106 168V167H105ZM163 168V167H162ZM197 168V167H196ZM261 168V167H260ZM1 167H0V172H1ZM14 169H15V167H14ZM13 169V170H14ZM28 169H26V170H28ZM30 169V170H31ZM36 169V168H35ZM34 169V170H35ZM42 169V168H41ZM92 169V168H91ZM129 169V170H128ZM177 169V168H176ZM181 169V168H180ZM245 169H246V171H245ZM263 169V168H262ZM37 170V169H36ZM40 170V169H39ZM130 170H132L131 172H130ZM167 170V169H166ZM264 170V169H263ZM4 171V170H3ZM32 171V170H31ZM260 171V170H259ZM22 172V171H21ZM24 172V171H23ZM22 172V173H23ZM39 172H41V171H39ZM95 172V171H94ZM257 172V171H256ZM261 172V174H262V171H260ZM259 172V173H260ZM243 173V174H244ZM39 174V173H38ZM93 174V173H92ZM95 174H96V172H95ZM242 173H241V176L243 175ZM246 174H245V176H246ZM255 175H256V173H254ZM180 175V178L179 177H177V176H179ZM258 175H260V174H258ZM3 175L2 174H0V177H2ZM45 176H47V174L45 175ZM44 176V177H45ZM49 176V175H48ZM47 176V177H48ZM162 176V175H161ZM161 176H159L160 178H161ZM245 176H243V179H245L244 177ZM261 176V175H260ZM259 176V177H260ZM263 176V175H262ZM4 178H5V176H3ZM11 177V176H10ZM15 177V176H14ZM42 177V176H41ZM50 177V176H49ZM256 177H258L257 175L255 176V178ZM258 177V178H259ZM13 178V177H12ZM46 178V177H45ZM56 178H54V179H56ZM165 178H167V177H165ZM242 178V177H241ZM251 178H252V176H251ZM20 179H21V177H20ZM51 179V178H50ZM49 179V180H50ZM77 179V178H76ZM163 179V178H162ZM168 179V178H167ZM167 179H166V181L165 182H163V185H166V184H168V181H171L170 180V177H169V179H168V181H167ZM253 179V178H252ZM10 180V179H9ZM47 180V179H46ZM160 180V179H159ZM250 180V179H249ZM248 180V181H249ZM255 180V179H254ZM6 181H7V179H6ZM13 182H14V180H12ZM11 181V182H12ZM51 181V180H50ZM49 181V182H50ZM53 181V180H52ZM239 181V180H238ZM255 181H257V180H255ZM30 182V181H29ZM46 182V181H45ZM44 182V183H45ZM48 182V181H47ZM83 182H82V184H81V186L83 185ZM142 182V181H141ZM162 182V181H161ZM237 182V181H236ZM236 182H234V183H236ZM240 182V181H239ZM250 182V181H249ZM251 182H253V180L251 181ZM259 182V181H258ZM1 183V182H0ZM4 183V182H3ZM6 183V182H5ZM60 183H61V181H60ZM63 183H64V180H63ZM65 183H67V182H65ZM79 183H81V182H79ZM95 183V182H94ZM93 183V185H95ZM99 183V182H98ZM97 183V184H98ZM160 183V182H159ZM158 183V184H159ZM241 183H242V180H241ZM9 184V183H8ZM11 184V183H10ZM13 184V183H12ZM53 184H54V181H53ZM90 184V185H89ZM105 184V183H104ZM160 184H162V183H160ZM228 185H229V183H227ZM238 184H240V183H238ZM18 185H19V183H18ZM33 185V184H32ZM63 185V184H62ZM70 185V184H69ZM74 185H76V184H74ZM100 184H98V186H99ZM236 185H237V183H236ZM241 185V184H240ZM5 186H6V184H5ZM15 186H16V183H15ZM34 186H35V184H34ZM33 186V188H32V191H33V195L34 196H36V197H34L35 198V200L36 199H41V197L43 196H46V195H44V193L46 192L47 193V196L48 195H50V191L49 190H54L55 189V186L56 185H52L51 183H48L46 186H45V191H42V190H44V189H40V188H36V187H34ZM37 186H39L38 185V183H37ZM71 186H73L72 184H71ZM80 186V185H79ZM97 186V185H96ZM97 186V187H98ZM102 187H103V185H101ZM100 186V187H101ZM107 186V187H108ZM154 186H155V184H154ZM230 186V185H229ZM232 186V185H231ZM230 186V187H231ZM244 186V185H243ZM242 186V187H243ZM22 187H24V186H22ZM40 187V186H39ZM74 187V186H73ZM92 187V186H91ZM158 187V186H157ZM233 188H232V192H235L236 191V189H237V186L235 187V185H233L232 186ZM239 187V186H238ZM4 188V187H3ZM7 188H9L10 189V187H7ZM11 188H13V187H11ZM15 188V187H14ZM57 188V187H56ZM59 188H60V186H59ZM166 188V187H165ZM6 189V188H5ZM8 189V190H9ZM25 189V188H24ZM28 189H31V188H28ZM49 189V190H48ZM94 189V187H92V190ZM96 189V188H95ZM98 189V188H97ZM106 189V188H105ZM152 189V188H151ZM222 189V190H221ZM227 189V188H226ZM52 190V191H53ZM78 190V189H77ZM107 190V189H106ZM152 190H154V189H152ZM228 190V189H227ZM240 190H242V188L240 189ZM244 190V189H243ZM2 191V190H1ZM30 191V190H29ZM66 191V190H65ZM98 191V190H97ZM104 190H102L101 192H103ZM147 191H149V190H147ZM16 192V191H15ZM31 192V191H30ZM54 192H56V191H54ZM57 192H59V191H57ZM63 192H64V190L61 192L62 194H63ZM78 192V191H77ZM80 192V191H79ZM98 192H100V190L98 191ZM97 192V193H98ZM109 192H111V190L109 191ZM113 192V191H112ZM132 192V191H131ZM144 192V191H143ZM223 192V191H222ZM8 193V192H7ZM20 193V192H19ZM25 193V192H24ZM71 193V192H70ZM142 193V192H141ZM231 193V192H230ZM237 193V192H236ZM52 194V193H51ZM62 194H60L61 196H62ZM67 194V193H66ZM75 194V193H74ZM74 194H73V196H74ZM96 194V193H95ZM108 194V193H107ZM115 194H113V195H115ZM135 194V193H134ZM234 194V193H233ZM3 195V194H2ZM5 195H7L6 193H5ZM64 195H65V192H64ZM76 195V194H75ZM105 195H106V193H105ZM112 195V196H113ZM228 195V194H227ZM232 195V194H231ZM236 195V194H235ZM237 195H238V193H237ZM26 196V195H25ZM66 196V195H65ZM70 196H71V194H70ZM2 197V196H1ZM17 197H18V195H17ZM27 197V196H26ZM55 197V196H54ZM62 197H64V196H62ZM61 197V198H62ZM77 197H79V196H76V198ZM114 197V196H113ZM140 197V198H139ZM3 198H5V197H3ZM7 198V197H6ZM9 198V197H8ZM11 198V197H10ZM47 198V197H46ZM60 198V199H61ZM67 198V197H66ZM72 198V197H71ZM73 198H75V197H73ZM21 199H22V197H21ZM27 199V198H26ZM44 199H45V197H44ZM59 199V200H60ZM67 199H69V197L67 198ZM103 199H104V197H103ZM9 200V199H8ZM8 200H4V202H6V204H7V202L9 203V201ZM34 200V201H35ZM58 200V199H57ZM69 200H71V199H69ZM110 200V199H109ZM189 200H190V198H189ZM188 200V201H189ZM204 200V201H205ZM212 200V201H213ZM20 201V200H19ZM26 201V200H25ZM42 201V202H41ZM159 201V200H158ZM175 201V200H174ZM173 201V202H174ZM187 201V202H188ZM191 201V200H190ZM37 202V201H36ZM70 202H72L73 203V201H70ZM143 202V203H144ZM160 202V203H161ZM171 202V201H170ZM173 202H171V203H173ZM176 202V201H175ZM180 202V201H179ZM187 202H185L184 204H186ZM198 202V201H197ZM216 202V201H215ZM2 203V202H1ZM23 203V202H22ZM83 203V204H82ZM142 203V204H143ZM167 203V202H166ZM166 203H164V205L166 204ZM170 203V204H171ZM178 203V202H177ZM189 203V202H188ZM192 203H195V202H193L192 201ZM191 203V204H192ZM198 203H201V202H198ZM197 203V204H198ZM213 203H214V201H213ZM4 204V203H3ZM9 204H11V203H9ZM15 204V203H14ZM13 204V205H14ZM27 203H25V205H26ZM28 204H29V202H28ZM168 204V203H167ZM190 204V203H189ZM206 204H208V203H206ZM20 205V204H19ZM22 205H24V204H22ZM33 205V204H32ZM73 205H74V203H73ZM78 205V206H77ZM156 205V204H155ZM160 205V204H159ZM158 205V206H159ZM178 206H179V204H177ZM30 206V205H29ZM34 206H37V203L35 204L34 203ZM152 206V205H151ZM154 206V205H153ZM167 207H169L168 205H166ZM24 207V206H23ZM26 207V206H25ZM31 207H33V206H31ZM88 207V208H89ZM94 207V206H93ZM131 207V206H130ZM164 207V206H163ZM175 207V206H174ZM9 208V207H8ZM14 208V207H13ZM12 208V209H13ZM28 208V207H27ZM36 208V207H35ZM35 208H32V210H34ZM144 208V207H143ZM145 208H148V207H146L145 206ZM10 209V208H9ZM11 209V212L15 209H13L12 210ZM17 209L19 210V208H16L15 210H14V212L15 211H17ZM29 209V208H28ZM39 209V210H40ZM67 209V210H66ZM92 209V208H91ZM96 209H98V207H96ZM96 209L94 210V211H96ZM121 209V208H120ZM141 209V208H140ZM2 210V209H1ZM0 210V211H1ZM21 210V209H20ZM23 210V209H22ZM22 210H21V213H22ZM32 210H31V212H32ZM47 210V211H48ZM64 210H66V211H64ZM115 210V211H114ZM130 210H133L132 208L130 209ZM138 211H140L139 210V208L137 209ZM147 209H145L144 211H146ZM151 210V209H150ZM153 210V209H152ZM10 211V210H9ZM46 211V210H45ZM44 210H42V212H45ZM46 211V212H47ZM93 211V210H92ZM135 211V210H134ZM133 211V212H134ZM3 212H4V210H3ZM27 213H28V211H26ZM39 212V211H38ZM41 212V210H40V212L38 213V214H40V213H42ZM63 212H64V215H63ZM110 212V213H109ZM119 212V211H118ZM123 212V211H122ZM130 213L132 212V211H129ZM136 212V211H135ZM134 212V213H135ZM5 213H7V211H5ZM24 213V212H23ZM30 213V212H29ZM100 213H97V214H100ZM148 213V212H147ZM0 214H2L3 215V213H0ZM8 214H9V212H8ZM15 214V213H14ZM17 214V213H16ZM15 214V215H16ZM31 214V213H30ZM44 214V213H43ZM46 214V213H45ZM47 214H48V212H47ZM92 214V213H91ZM97 214L96 215H94V216H97ZM205 214V213H204ZM26 214H24V216H25ZM34 215V214H33ZM121 215V214H120ZM130 215H132V213L131 214H129V216ZM140 215V214H139ZM145 215V214H144ZM8 216H10V215H8ZM11 216H14L13 214L11 215ZM11 216H10V218H11ZM27 216V215H26ZM46 216V215H45ZM69 216V218H71ZM73 216V215H72ZM87 216H89V215H87ZM94 216H92V217H94ZM0 217H2V216H0ZM4 217H5V215H4ZM32 217V216H31ZM43 217V216H42ZM67 217V216H66ZM122 217V216H121ZM81 218H82V216H81ZM85 218H86V216H85ZM123 218H124V216H123ZM137 218V217H136ZM171 219H170V222L171 223H180L181 222V219H182V217H181V215L180 214H174V215H172L171 217H170ZM19 219H20V217H19ZM72 219H77V218H75L74 216H73V218ZM90 219V218H89ZM105 219V218H104ZM117 219V218H116ZM119 219H121V218H119ZM125 219V218H124ZM124 219H122V220H124ZM128 219V218H127ZM130 219V218H129ZM218 219V218H217ZM248 219H250V218H248ZM252 219V218H251ZM17 220V219H16ZM21 220V219H20ZM59 220V219H58ZM83 220V219H82ZM81 220V221H82ZM87 220V219H86ZM109 220V219H108ZM118 220V219H117ZM117 220H115V221H117ZM121 220V221H122ZM126 220V219H125ZM158 220H160V219H158ZM253 220V219H252ZM4 221H5V219H4ZM24 221V220H23ZM57 221V220H56ZM65 221V220H64ZM69 222H70V220H68ZM68 221H67V218H66V224H68ZM72 221V220H71ZM93 221H95V220H93ZM251 221V220H250ZM6 222V221H5ZM7 222H9V221H7ZM73 222H74V220H73ZM98 222V221H97ZM100 222V221H99ZM101 222H102V220H101ZM123 222V221H122ZM76 223V222H75ZM106 223V222H105ZM55 224V223H54ZM73 225H74V223H72ZM85 224V223H84ZM87 224V223H86ZM98 224V223H97ZM96 224V225H97ZM117 224V223H116ZM73 225L71 226V227H73ZM111 225H115V224H112L111 223ZM217 225V224H216ZM68 226V225H67ZM75 226V225H74ZM82 226V225H81ZM85 226V225H84ZM69 227H70V225H69ZM79 227V226H78ZM95 227V226H94ZM100 227V226H99ZM185 227V226H184ZM80 228V227H79ZM78 228V229H79ZM101 228V227H100ZM72 229V228H71ZM83 229H85V228H83ZM105 229V228H104ZM76 230V229H75ZM80 230V229H79ZM107 230V229H106ZM109 230V229H108ZM178 230V229H177ZM78 231V230H77ZM182 231V230H181ZM236 231V230H235ZM234 231V232H235ZM90 232V231H89ZM212 232V231H211ZM222 232V231H221ZM224 232V231H223ZM89 234V233H88ZM192 235V234H191ZM224 235V234H223ZM236 237V236H235ZM237 238V237H236ZM239 238V237H238ZM92 239V238H91ZM91 239H89V241L88 242H86L87 244V250H89V246H90V248H91V246L93 245V241L91 240ZM135 239H136V242H135V246L139 243V240L141 239V237H140V235L137 233L136 234V237H135ZM229 239V238H228ZM228 239L226 238H224L222 235H220L219 233H202V234H199V236H191V237H189V244H176V242L175 241H168V240H163L160 244H158V246H156L155 248H153V250H152V248H146L145 246V248L146 249H142L143 250V252H144V254L146 255V257L147 258H154V257H157L158 255H160V253L162 252V253H165L166 254V260H164V264H183L184 263V259H186V257H188V256H191V255H198V254H202V255H204V254H208V252L210 251V250H213L214 252V254L213 255H215V256H219V255H222V256H224V259L222 260L224 263L223 264H240L241 262H243V261H247V260H249V258H251V257H253V256H256V255H259V254H262L263 252H264V245L263 246H261V247H259V248H257V249H255V250H253V251H249V252H246V253H243V254H241V255H237V252H234V250L232 249V250H229V247H231L230 246V242L228 241ZM23 240V239H22ZM235 240V239H234ZM240 240V239H239ZM85 241V240H84ZM87 241V240H86ZM15 244H17V243H15ZM234 244V243H233ZM236 244V243H235ZM21 245V244H20ZM19 245V246H20ZM232 245V244H231ZM237 245V244H236ZM18 246V247H19ZM94 246V245H93ZM111 247H113V244H111ZM143 247V246H142ZM84 248V247H83ZM93 248V247H92ZM104 249V248H103ZM81 250V249H80ZM79 250V251H80ZM238 251V250H237ZM4 252V251H3ZM82 252V251H81ZM80 252V253H81ZM79 253V254H80ZM13 254V253H12ZM15 254V253H14ZM25 255V254H24ZM23 255V256H24ZM66 255V254H65ZM64 255V256H65ZM69 255V254H68ZM212 255V254H211ZM16 256V255H15ZM15 256H13L12 255V257H15ZM82 256V255H81ZM205 256H207V255H205ZM17 257H19V256H17ZM21 257V256H20ZM20 257H19V259H20ZM25 257V256H24ZM115 257V256H114ZM214 257V256H213ZM6 258H9V257H6ZM69 258V257H68ZM82 258H84L83 256H82ZM86 264H94V262H95V259H96V257H94V255H93V252H88L87 254H86ZM88 258H90V260L88 259ZM116 258V257H115ZM208 258V257H207ZM212 257H210V259H211ZM218 258H221V257H218ZM218 258H215V259H218ZM223 258V257H222ZM263 258V257H262ZM18 259V258H17ZM18 259V260H19ZM110 259H111V257H110ZM114 259V258H113ZM197 259V258H196ZM209 259V258H208ZM21 260H23L22 259V257H21V259H20V264H22L21 263ZM115 260V259H114ZM200 260V259H199ZM198 260V261H199ZM202 260V259H201ZM204 260V259H203ZM262 260V259H261ZM13 261V260H12ZM214 262H217V261H215V260H213ZM220 261V260H219ZM11 262V261H10ZM19 262V261H18ZM203 263H204V261H202ZM207 262V261H206ZM205 262V264H208V263H206ZM209 262V261H208ZM12 263V262H11ZM14 263V262H13ZM211 263H213V262H211ZM222 263V262H221ZM259 263V262H258ZM5 264H6V262H5ZM18 264V263H17ZM189 264V263H188ZM218 264V263H217ZM220 264V263H219Z\"/></svg>","mask_w":264,"mask_h":264},{"label":"crops","instance_id":"crops-1","mask_svg":"<svg viewBox=\"0 0 264 264\" xmlns=\"http://www.w3.org/2000/svg\"><path fill=\"white\" fill-rule=\"evenodd\" d=\"M174 214H176V213H174ZM174 214L173 213L166 214L163 220H160V221L158 220V222H156L154 224H150L149 228L147 227V229L145 230V236L156 237L159 234H161L164 230H166V227H165L166 225L163 226L162 224H166V223L170 224L171 223L170 217ZM208 215H209V213H206L204 215H201V217L203 218V220H205V218ZM201 217H199V216L196 217V215H194L193 221L199 220V219H201ZM139 229H141V226L139 228L137 225H134V224L127 226L125 229H122L120 231V236L117 239V243L118 244H126V243H128L129 238H133V240H134L135 234L139 233L138 232Z\"/></svg>","mask_w":264,"mask_h":264},{"label":"built area","instance_id":"built-area-1","mask_svg":"<svg viewBox=\"0 0 264 264\" xmlns=\"http://www.w3.org/2000/svg\"><path fill=\"white\" fill-rule=\"evenodd\" d=\"M66 34L67 35H73V34H75V29H74V27H73L72 24L67 25Z\"/></svg>","mask_w":264,"mask_h":264}]
</instances>
